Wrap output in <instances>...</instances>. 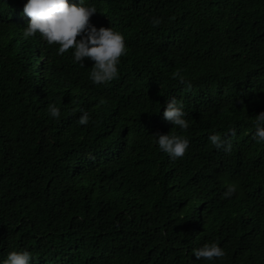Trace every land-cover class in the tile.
Instances as JSON below:
<instances>
[{"label":"trees","instance_id":"1","mask_svg":"<svg viewBox=\"0 0 264 264\" xmlns=\"http://www.w3.org/2000/svg\"><path fill=\"white\" fill-rule=\"evenodd\" d=\"M83 2L92 25L125 37L106 84L73 49L23 38L26 0H0V260L264 264V0ZM171 98L187 129L164 119ZM169 133L189 141L183 157L158 148ZM210 243L225 256L196 260Z\"/></svg>","mask_w":264,"mask_h":264},{"label":"clouds","instance_id":"2","mask_svg":"<svg viewBox=\"0 0 264 264\" xmlns=\"http://www.w3.org/2000/svg\"><path fill=\"white\" fill-rule=\"evenodd\" d=\"M23 13L30 21L23 28L24 39L35 36L37 33L49 45H58L57 55H63L73 49L74 63L84 67L85 59L93 62L90 80L97 85L106 84L118 76L120 58L127 54L124 35L113 28L100 27L97 29L90 23V17L97 13L96 8L86 6L83 0L70 3L69 0H26ZM161 19L153 18V26H158ZM79 37V39H77ZM179 76V73L176 74ZM180 82L184 83L183 77ZM190 86V85H189ZM51 118L60 117V109L55 105L48 106ZM163 117L179 129H187L183 105L176 98H171L164 106ZM89 116L84 113L79 123L87 125ZM158 148L171 158L183 157L189 147V141L173 133L156 135ZM212 144L220 147L219 136L209 137ZM253 139L257 143H264V113L255 118V133ZM237 191L235 184H230L225 193L231 196ZM196 260L214 261L225 256V251L217 243L205 244L193 249ZM32 254L27 251H12L0 264H30Z\"/></svg>","mask_w":264,"mask_h":264}]
</instances>
